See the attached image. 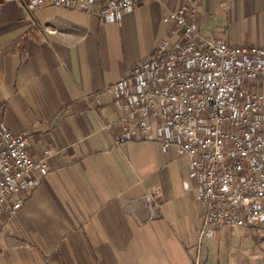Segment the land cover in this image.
<instances>
[{
    "label": "crops",
    "instance_id": "1",
    "mask_svg": "<svg viewBox=\"0 0 264 264\" xmlns=\"http://www.w3.org/2000/svg\"><path fill=\"white\" fill-rule=\"evenodd\" d=\"M25 2L0 0V127L28 131L47 172L32 174L20 209L0 211V264H257V243L227 228L199 251L188 159L154 141L117 144L106 87L151 53L163 16L184 4L205 35L264 47V0H143L114 20Z\"/></svg>",
    "mask_w": 264,
    "mask_h": 264
},
{
    "label": "built area",
    "instance_id": "2",
    "mask_svg": "<svg viewBox=\"0 0 264 264\" xmlns=\"http://www.w3.org/2000/svg\"><path fill=\"white\" fill-rule=\"evenodd\" d=\"M24 2L26 0H18ZM143 0H29L95 10L117 19ZM192 4L163 16L164 35L146 57L106 87L118 105L116 143L145 140L189 162L203 215L198 249L218 229L264 226V47L237 45L198 27ZM47 152V151H46ZM47 166L29 132L0 127V211H16Z\"/></svg>",
    "mask_w": 264,
    "mask_h": 264
},
{
    "label": "rangeland",
    "instance_id": "3",
    "mask_svg": "<svg viewBox=\"0 0 264 264\" xmlns=\"http://www.w3.org/2000/svg\"><path fill=\"white\" fill-rule=\"evenodd\" d=\"M242 236L247 239L251 238L257 243V264H264V226L243 228L233 232L232 235L234 240Z\"/></svg>",
    "mask_w": 264,
    "mask_h": 264
}]
</instances>
